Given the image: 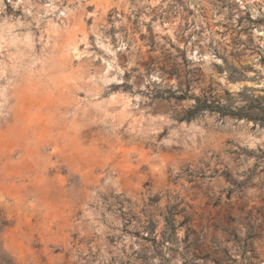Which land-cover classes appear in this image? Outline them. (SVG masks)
<instances>
[{
    "label": "rangeland",
    "instance_id": "rangeland-1",
    "mask_svg": "<svg viewBox=\"0 0 264 264\" xmlns=\"http://www.w3.org/2000/svg\"><path fill=\"white\" fill-rule=\"evenodd\" d=\"M0 264H264V0H0Z\"/></svg>",
    "mask_w": 264,
    "mask_h": 264
},
{
    "label": "bare ground",
    "instance_id": "bare-ground-1",
    "mask_svg": "<svg viewBox=\"0 0 264 264\" xmlns=\"http://www.w3.org/2000/svg\"><path fill=\"white\" fill-rule=\"evenodd\" d=\"M72 42H73V40H72ZM50 63L53 64V77L55 80H63V79H67L68 77L72 76V74H73L72 71L67 67L66 63L62 59L52 58L50 60ZM29 81L30 80H28V82L25 83V86H24L25 88H27L29 86ZM18 86H20V83L18 84ZM22 89H21V91H22Z\"/></svg>",
    "mask_w": 264,
    "mask_h": 264
},
{
    "label": "trees",
    "instance_id": "trees-1",
    "mask_svg": "<svg viewBox=\"0 0 264 264\" xmlns=\"http://www.w3.org/2000/svg\"><path fill=\"white\" fill-rule=\"evenodd\" d=\"M205 109H210L212 111H218V112L222 113L223 115L232 114V115H237L239 117L242 116L240 113H234V112L229 113L228 111H226L224 108H222L220 106H212V105H209L207 103V101H203V102H201V104H199L197 107H195L194 110L191 111L190 117L194 116L196 113H198L202 110H205Z\"/></svg>",
    "mask_w": 264,
    "mask_h": 264
}]
</instances>
